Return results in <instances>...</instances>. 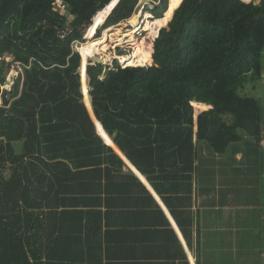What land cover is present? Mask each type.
I'll use <instances>...</instances> for the list:
<instances>
[{
    "label": "trees",
    "instance_id": "trees-1",
    "mask_svg": "<svg viewBox=\"0 0 264 264\" xmlns=\"http://www.w3.org/2000/svg\"><path fill=\"white\" fill-rule=\"evenodd\" d=\"M56 1L0 0V59L21 69L10 103L0 106V264H70V247H81V262L90 264L83 226L79 235L70 224L84 213L76 207L88 190L75 181L104 162L124 165L87 107L83 56L74 44L84 42L90 26L87 41L95 29L99 38L130 20L140 0H62L68 14L54 9ZM152 1L157 7L148 12L165 24L153 35L159 34L151 65L116 61L107 71L92 59L86 67L92 108L105 131L128 155L121 138L155 126L183 135L193 150L194 105L203 110L205 103L212 107L198 115V140L222 154L246 135L264 150V104L239 93L249 79L264 80V0ZM72 193L81 195L71 200Z\"/></svg>",
    "mask_w": 264,
    "mask_h": 264
},
{
    "label": "crops",
    "instance_id": "crops-1",
    "mask_svg": "<svg viewBox=\"0 0 264 264\" xmlns=\"http://www.w3.org/2000/svg\"><path fill=\"white\" fill-rule=\"evenodd\" d=\"M82 84L91 105L88 84ZM197 118L193 150L183 135L155 126L121 138L129 155L96 120L124 165L104 162L75 181L88 190L86 203L76 207L84 213L73 215L70 224L79 235L83 226L92 246L90 264H245L250 257L264 264L263 145L244 135L245 141L217 153L198 140ZM54 250L66 254L62 246ZM67 253L70 264H89L81 262V247Z\"/></svg>",
    "mask_w": 264,
    "mask_h": 264
},
{
    "label": "rangeland",
    "instance_id": "rangeland-1",
    "mask_svg": "<svg viewBox=\"0 0 264 264\" xmlns=\"http://www.w3.org/2000/svg\"><path fill=\"white\" fill-rule=\"evenodd\" d=\"M204 1L205 0H197L196 6H202ZM243 1H246V0H243ZM251 1L258 4V3H260L261 0H250V1H246V2H251ZM157 4L154 3L152 0H140L138 10L136 11L134 16L130 20L128 19L125 22H122L118 25H115L114 27L106 28L105 30L102 31L101 37H99V38L97 37V32L99 29L98 30L95 29L96 32L93 35V36H95V39H93L94 37H91V41L90 40L87 41V39H86L89 36L88 33H90L89 28L91 26L87 29V31H86L87 34L85 33L86 38L84 39V42L87 41V43H85V44H90L91 42L96 41V38L98 40H102V42H103V45L101 47V51L104 53V57L101 58V61H102L101 63L103 65H105V67H106L105 70L109 71V70L113 69L116 61H118L121 66L133 64V63H128L125 65L123 63L121 64L122 61L119 59L121 55H130L133 52V46L134 45H132L130 42L127 43V39L133 38L134 43H140V44L151 40L153 42V47H154V38L157 37L159 34L157 36L156 35L155 36L150 35L151 38H148L149 32L146 30V25H147V22L149 20L153 19L152 16L150 15V13L148 12V10L155 9L157 7ZM53 6H56V9H59L64 14L66 12L68 14V12H69V7L68 6L66 7V5L57 4V5H53ZM140 14H142V15L139 16ZM154 19H156V18H154ZM135 23H137V24H135ZM172 31H173V27H172L171 31H169V32L165 31V32L170 34V33H172ZM112 32H114V35H116V37L118 39L116 41V43H113L111 41V39L109 40L108 35H109V33H112ZM138 36H139V40L137 39ZM80 42L81 41H77L74 44L75 48L78 50H79V46L84 44V42H81V43ZM117 44H119V45H117ZM153 47H152V52H153ZM105 55H108L109 58H107ZM152 56H153V54H152ZM1 58L2 59H0V75L2 78V92H3L4 89L7 88L6 80L11 79V78H13V80H15L19 76L21 69H20V67L18 68L16 64H13L9 58H6V57H1ZM92 59L90 56L87 60V63L83 66V72L84 73L86 72V67H87L89 61H91ZM82 62H84L83 58H82ZM151 63H152V61H151ZM140 64L142 65V64H146V63H140ZM150 64H147V65H150ZM82 81L84 82L83 78H82ZM84 83L88 84V81L84 82ZM243 86L244 87H241L239 90L240 94L255 97L256 99L260 100V102L262 104H264V80L263 79L262 80H255V81L249 79L248 81L245 82V84ZM87 90H88V88H87ZM86 94H88V93H86ZM0 102L3 103L2 95H0ZM194 108H195V117H196L197 115H199L200 111H202L201 110L202 108L200 105H196V106L194 105ZM204 108H205V106H204ZM206 108H208V107H206ZM15 146H16L15 148H16L17 152H22L23 142H21V141L16 142ZM240 188H241V185H240ZM245 191H246V188H245V190H242L244 197L248 195L245 193ZM249 241L251 242L252 240L249 239ZM249 255L251 256V254H249ZM259 259L254 260V263H253V262H251V257H250L248 262H246L245 264H261V262L258 261Z\"/></svg>",
    "mask_w": 264,
    "mask_h": 264
},
{
    "label": "bare ground",
    "instance_id": "bare-ground-1",
    "mask_svg": "<svg viewBox=\"0 0 264 264\" xmlns=\"http://www.w3.org/2000/svg\"><path fill=\"white\" fill-rule=\"evenodd\" d=\"M246 1H250V0H246ZM141 15L142 14H140L139 16H141ZM164 23H165V19L164 18H159V19H154L153 18V19L149 20L147 22V25H146V30L149 32L148 38H151L150 35L153 36L154 34H156L157 30ZM135 24H137V23H135ZM112 27H114V26H112ZM108 36H109V40L111 39V41L113 43H116V41L118 40L116 35H114V32L109 33ZM137 39L139 40V36H138ZM129 42L132 45H134L133 46V52L130 55H121L120 58H119L122 61L121 63H123L124 65L128 64V63H137V64L146 63V65L150 64L151 61H152L151 56H152L153 42L150 40V41H147V42H144V43H141V44L140 43H134V39L133 38L127 39V43H129ZM102 45H103L102 40L96 39V41L91 42L90 44H85L84 43L83 45H80L78 51H80L82 53V56H83L84 60L87 57H90V56L91 57H102V56H104V53L101 51ZM117 45H119V44H117ZM83 74H85V73L83 72ZM84 82H86V79H84ZM85 87H86V85H84V88Z\"/></svg>",
    "mask_w": 264,
    "mask_h": 264
},
{
    "label": "water",
    "instance_id": "water-1",
    "mask_svg": "<svg viewBox=\"0 0 264 264\" xmlns=\"http://www.w3.org/2000/svg\"><path fill=\"white\" fill-rule=\"evenodd\" d=\"M115 2H116V5H117V3L119 2V0H115ZM93 61H95L94 63H99V62H101V58L100 57H94L93 58ZM83 66H84V63L82 62V67H81V73H82V75H83ZM11 79H7L6 80V84H9L11 86L9 88L7 87L6 89H4V91L1 94L2 95V98H3V103L4 104H9L10 103V100H9V97L8 96H9V93L12 90V87L14 85V80H13V78H11ZM85 102H86V97H85ZM86 104H87V107H88V109L90 111L91 116L93 117L94 121L96 122L97 118L95 117V114H94V111H93V108H92V104L90 105V103H87V102H86ZM97 129H98V132L100 133L98 124H97Z\"/></svg>",
    "mask_w": 264,
    "mask_h": 264
},
{
    "label": "built area",
    "instance_id": "built-area-1",
    "mask_svg": "<svg viewBox=\"0 0 264 264\" xmlns=\"http://www.w3.org/2000/svg\"><path fill=\"white\" fill-rule=\"evenodd\" d=\"M60 1L62 0H57L56 3H54V5L60 4ZM54 9H56V6H54ZM57 10V9H56ZM123 66V65H122Z\"/></svg>",
    "mask_w": 264,
    "mask_h": 264
},
{
    "label": "clouds",
    "instance_id": "clouds-1",
    "mask_svg": "<svg viewBox=\"0 0 264 264\" xmlns=\"http://www.w3.org/2000/svg\"><path fill=\"white\" fill-rule=\"evenodd\" d=\"M122 64V63H121ZM122 67H125V66H122Z\"/></svg>",
    "mask_w": 264,
    "mask_h": 264
}]
</instances>
